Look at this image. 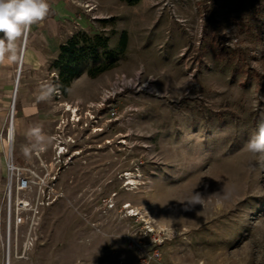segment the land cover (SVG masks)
<instances>
[{
	"label": "rangeland",
	"instance_id": "obj_1",
	"mask_svg": "<svg viewBox=\"0 0 264 264\" xmlns=\"http://www.w3.org/2000/svg\"><path fill=\"white\" fill-rule=\"evenodd\" d=\"M139 1L96 0L90 12L85 0H48L58 42L75 37L85 50L72 77L56 65L60 51L21 65L13 123L24 104L39 138L8 144V114L0 264H264V153L246 149L264 120V0H166L187 24L164 5L175 31L126 34L124 47V32L91 18ZM163 1L148 4L157 12ZM68 105L87 124H73ZM10 148L52 190L28 248L25 227L9 233L5 219Z\"/></svg>",
	"mask_w": 264,
	"mask_h": 264
},
{
	"label": "crops",
	"instance_id": "obj_2",
	"mask_svg": "<svg viewBox=\"0 0 264 264\" xmlns=\"http://www.w3.org/2000/svg\"><path fill=\"white\" fill-rule=\"evenodd\" d=\"M151 0H140L135 8H127L122 10L113 11L112 15L99 14L97 20H103L102 22H111L114 28L126 34H140L145 36L149 30H156L158 32L166 31L170 28L173 32L175 31L174 25L170 24L169 16L166 14L163 5L157 6V12H154L149 7L148 2ZM158 3L159 0H152ZM202 1L210 2V0H194L195 3ZM65 7V12L67 11ZM163 8V9H162ZM165 12V14H163ZM59 15H48L42 22L31 26L30 30L17 41L16 56L17 60L14 62H8L7 58L3 63H0V133H2L6 127V121L9 114L10 105L14 96L15 86V72L18 66L19 55L25 50L24 64L28 66L42 64L47 61L51 56L55 57L60 51L62 42H58V17ZM113 20H110L111 17ZM177 16L180 20L175 21L184 26L187 24L188 18L181 14L179 7L177 8ZM100 24V21H97ZM177 23H175L177 25ZM178 26V25H177ZM98 27V26H97ZM105 29V28H103ZM140 37L144 40V37ZM26 38V42L24 41ZM24 43V44H23ZM48 45V48L45 47ZM23 49V50H22ZM19 88L16 92L18 95ZM16 99V98H15ZM18 103L17 117L18 121L16 127L15 141L18 145H27L31 143L30 140H37L39 137L35 133H29L28 126L22 121L25 111L23 107ZM34 122V121H33ZM18 129V133H17ZM34 129V126H33ZM35 130V129H34ZM31 134V135H30ZM1 145V142H0Z\"/></svg>",
	"mask_w": 264,
	"mask_h": 264
},
{
	"label": "built area",
	"instance_id": "obj_3",
	"mask_svg": "<svg viewBox=\"0 0 264 264\" xmlns=\"http://www.w3.org/2000/svg\"><path fill=\"white\" fill-rule=\"evenodd\" d=\"M162 5H168L172 14L177 20H180L177 16V5L175 3L164 0ZM85 7L87 11L91 12L97 7L96 0H85ZM91 18L96 20L98 18V14L92 13ZM19 76L20 71L17 70L16 78H19ZM106 96L109 97V94ZM14 101L15 97L13 96V104L11 105L13 108ZM14 112V109H10V120L12 119ZM81 118L82 116L78 115L76 119H74L73 113L70 114V121L73 124H87L86 122L81 121ZM95 121H97V119H95ZM7 139L9 144L10 134ZM65 148L66 146L64 143L59 145V159H61V156L64 155V151L62 150ZM5 168L7 175L4 187L3 205L8 231L9 233L12 230L17 232L19 229L25 227L26 233L24 234V243L26 246L25 248H28L33 245L36 239V228L39 224L41 207L45 204V202H50L52 190L50 189L49 182L46 181V174H43L35 169H26L21 162H18L13 153V149L11 148L9 149V155L5 161ZM41 192L44 195L43 197L40 196ZM46 193L48 194L47 199H45Z\"/></svg>",
	"mask_w": 264,
	"mask_h": 264
},
{
	"label": "clouds",
	"instance_id": "obj_4",
	"mask_svg": "<svg viewBox=\"0 0 264 264\" xmlns=\"http://www.w3.org/2000/svg\"><path fill=\"white\" fill-rule=\"evenodd\" d=\"M48 0H0V63L17 60V41L32 25L42 22L50 13ZM52 89L44 91L40 100L48 99ZM253 153H264V120L258 123L256 134L246 144Z\"/></svg>",
	"mask_w": 264,
	"mask_h": 264
},
{
	"label": "trees",
	"instance_id": "obj_5",
	"mask_svg": "<svg viewBox=\"0 0 264 264\" xmlns=\"http://www.w3.org/2000/svg\"><path fill=\"white\" fill-rule=\"evenodd\" d=\"M137 1V0H132ZM125 40H126V33H123L122 35V47L125 46ZM79 41L75 40V37H71L69 40L61 44L60 46V53L58 56V59L56 61L57 66H62L65 73L69 75V77H72L76 73V69L73 66L74 63H77L81 59V55H79V52L81 54L82 51L85 50L84 47H81L78 49ZM100 70H104V68H101ZM63 93H67V90L69 88V82L68 80H64L61 85Z\"/></svg>",
	"mask_w": 264,
	"mask_h": 264
},
{
	"label": "bare ground",
	"instance_id": "obj_6",
	"mask_svg": "<svg viewBox=\"0 0 264 264\" xmlns=\"http://www.w3.org/2000/svg\"><path fill=\"white\" fill-rule=\"evenodd\" d=\"M25 37H26V34H25ZM24 41L26 42V38H24ZM24 44V43H23ZM24 53H25V50L23 52V54L20 55V58H19V71L21 70V65H23V62H24ZM18 83H19V78H17L15 80V86H16V90L14 91V97L16 96V92H17V88H18ZM12 107V106H11ZM14 108H12L13 110ZM67 111H71V114L73 113L74 115V119H76V117L78 116V108L77 107H73L71 105H68L67 108H66ZM15 114V113H14ZM14 114H13V117H12V120H11V128H10V140L14 139L15 138V135H16V128L14 126V123H13V118H14ZM13 142V141H12ZM15 142V140H14ZM14 144V143H13ZM131 177V176H130ZM132 181L130 180L129 183H131ZM131 214V213H130ZM20 257V256H19ZM19 257H16V258H19ZM20 259V258H19ZM6 264H11V257L10 255L7 256V260H6Z\"/></svg>",
	"mask_w": 264,
	"mask_h": 264
}]
</instances>
